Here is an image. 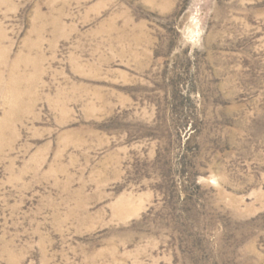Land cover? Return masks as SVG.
<instances>
[{"label": "rangeland", "instance_id": "1", "mask_svg": "<svg viewBox=\"0 0 264 264\" xmlns=\"http://www.w3.org/2000/svg\"><path fill=\"white\" fill-rule=\"evenodd\" d=\"M0 264H264V0H0Z\"/></svg>", "mask_w": 264, "mask_h": 264}]
</instances>
